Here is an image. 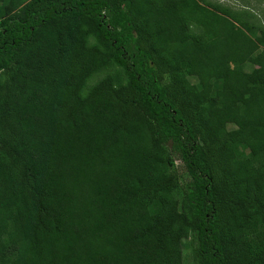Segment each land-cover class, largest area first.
I'll return each mask as SVG.
<instances>
[{
  "label": "trees",
  "instance_id": "obj_1",
  "mask_svg": "<svg viewBox=\"0 0 264 264\" xmlns=\"http://www.w3.org/2000/svg\"><path fill=\"white\" fill-rule=\"evenodd\" d=\"M188 231L195 264H264V32L198 0H0V264H183Z\"/></svg>",
  "mask_w": 264,
  "mask_h": 264
},
{
  "label": "rangeland",
  "instance_id": "obj_2",
  "mask_svg": "<svg viewBox=\"0 0 264 264\" xmlns=\"http://www.w3.org/2000/svg\"><path fill=\"white\" fill-rule=\"evenodd\" d=\"M160 2L162 0H155ZM202 5L213 8L220 7L226 9L229 16L238 26L251 30L253 33L264 32V0H198ZM94 39L90 37L88 44H93ZM253 66L246 65L245 68L250 70ZM122 75L121 69L114 64H108L99 71L92 74L82 89L85 95L90 88L101 78L107 75ZM175 168L180 177L181 183L184 184L189 180V176L179 158L175 159ZM196 243L193 233L188 231L182 239V263L195 264L196 262Z\"/></svg>",
  "mask_w": 264,
  "mask_h": 264
}]
</instances>
